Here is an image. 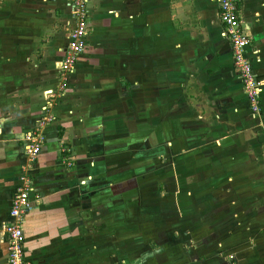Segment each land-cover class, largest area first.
I'll use <instances>...</instances> for the list:
<instances>
[{
    "label": "crops",
    "instance_id": "0c3cea01",
    "mask_svg": "<svg viewBox=\"0 0 264 264\" xmlns=\"http://www.w3.org/2000/svg\"><path fill=\"white\" fill-rule=\"evenodd\" d=\"M238 7L245 58L262 84L259 118L233 71L218 0H89L86 48L51 110L54 121L41 130L31 170V209L21 226L27 262L205 264V205L220 207L227 233L216 239L243 231L248 246L245 232L258 227L264 241V0ZM69 11L68 0L0 1V264L1 227L24 163L21 139L57 83ZM192 125L193 145L183 148ZM156 136L175 155L181 149L179 175L188 176L179 186L144 188L136 177L141 145ZM157 191L172 213L158 225L140 221ZM187 223L196 226L193 245L174 226Z\"/></svg>",
    "mask_w": 264,
    "mask_h": 264
},
{
    "label": "built area",
    "instance_id": "2783aa9c",
    "mask_svg": "<svg viewBox=\"0 0 264 264\" xmlns=\"http://www.w3.org/2000/svg\"><path fill=\"white\" fill-rule=\"evenodd\" d=\"M68 1L71 24L65 47L56 66L57 83L53 90L45 92L42 115L21 139L24 163L18 176V185L10 199L9 222L1 227L6 238V264H30L24 259L21 226L25 215L31 209V170L43 143L41 130L54 121L51 110L56 100L65 92L76 62L86 48L89 0ZM238 3L239 0H218V20L222 35L228 43L232 68L240 82L248 109L255 118H259L258 97L262 84L255 79L251 66L245 58L244 51L249 43V37L240 20ZM64 164L67 167L71 166V162L68 161H64Z\"/></svg>",
    "mask_w": 264,
    "mask_h": 264
},
{
    "label": "rangeland",
    "instance_id": "374dc122",
    "mask_svg": "<svg viewBox=\"0 0 264 264\" xmlns=\"http://www.w3.org/2000/svg\"><path fill=\"white\" fill-rule=\"evenodd\" d=\"M174 86V85H173ZM173 97V101L176 100V98L179 97L178 94H174L172 95ZM141 129V133H145V128L143 125H140ZM195 126H190L188 128V132H187V140L189 137V141L186 143H182L184 141V138H178L181 144V147H186V146H190L191 144L193 145V140L192 137H190L191 135H193V133L196 131ZM155 129V127H154ZM157 134L158 131H161V127L156 126ZM177 137L179 136L178 131L176 132ZM186 136V135H185ZM178 141V142H179ZM187 144V145H186ZM167 142L164 141V137L163 136H156V140L154 142H151L149 144H142L141 147V151H144V156L145 159L140 160L141 163L139 164V168H140V172L141 174L137 175L136 177L139 179L140 182H144L143 187L144 188H151V186L153 184H160L165 185V186H169L172 185V183H175L179 186L178 182H180L181 180H184L187 178V176L184 175V179L180 178L181 176L179 175L180 172L178 170H180L179 168L182 167L181 163H179V159L177 158L178 153H180L179 151L181 149H179V151L177 152V155H175V153H173L174 149H169L167 147ZM186 145V146H185ZM180 157V156H179ZM172 167V168H171ZM175 168V169H174ZM177 176V177H176ZM174 177V178H173ZM173 178V179H171ZM179 178V179H178ZM137 179V180H138ZM181 179V180H180ZM148 182V183H147ZM194 189V188H193ZM142 192L144 194L145 190H142ZM195 193L194 191L190 192ZM206 193V192H204ZM143 194V195H144ZM155 198H156V202H144V215L140 221H145L147 220V222L150 224L152 220L153 224H157V220H160L159 218L162 219L165 218L164 216V212H169L172 213L171 210L167 207L164 206V202H163V193L160 191H157L155 193ZM145 196V195H144ZM150 199V197H149ZM206 200V199H205ZM205 202V201H204ZM258 202V201H257ZM259 206H261L260 203H257ZM255 205H252V208ZM263 208V207H261ZM261 208H257V210L259 211ZM255 209V208H253ZM185 210H187V207L185 206ZM216 210H220V207H216V206H211V205H205L204 207V211L206 212L204 214V220L203 223H199V225L203 226L204 225V230H205V234H204V244L208 247L205 248V253L203 254V262L206 264H264V245H262V243L264 241H262L261 236L259 235L258 232V227H256V229L249 227L247 229V231L245 232V234H247L248 236H252L253 238L251 245H245L247 243V239L244 240L243 236H245L243 234V231H236L235 233V238L231 241L227 240L225 243L223 242V240L221 239H216V235L220 236L225 233H227V230L225 228V225L223 224L224 222H222V218L219 216L218 211ZM216 211V212H214ZM259 212H257L258 215ZM213 215V217L211 216ZM147 216V217H146ZM150 216V218H149ZM223 216V215H222ZM247 216V215H246ZM157 217V218H156ZM212 217V218H210ZM218 217V218H217ZM248 220L250 219V216H247ZM143 219V220H142ZM147 222H141L142 224L148 225L149 224ZM252 223H255L254 221H252ZM166 224H170L169 222H167ZM158 225V224H157ZM174 226L177 227V231L181 232H188L187 235L188 239L186 240L187 243H190V245H193L192 242H189V240H193L194 241V236L192 235V232L194 230L193 227H196L195 224L190 225V224H186L183 228H180L179 225L174 224ZM252 227H255V224H251ZM224 227V228H222ZM147 228H140V230H146ZM183 229V230H182ZM169 231H171L169 228L167 229ZM230 231H232L230 229ZM191 232V233H190ZM249 232V233H248ZM213 233H215L213 235ZM232 233V232H231ZM215 236V237H214ZM240 236H242L240 238ZM220 241V242H218ZM217 244H220L219 247H217ZM264 244V243H263ZM228 245V246H226ZM243 245V246H240ZM235 247V248H234ZM208 248V249H207ZM171 255V254H170Z\"/></svg>",
    "mask_w": 264,
    "mask_h": 264
},
{
    "label": "flooded vegetation",
    "instance_id": "af4514ba",
    "mask_svg": "<svg viewBox=\"0 0 264 264\" xmlns=\"http://www.w3.org/2000/svg\"><path fill=\"white\" fill-rule=\"evenodd\" d=\"M236 76V75H235Z\"/></svg>",
    "mask_w": 264,
    "mask_h": 264
}]
</instances>
